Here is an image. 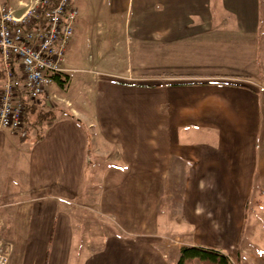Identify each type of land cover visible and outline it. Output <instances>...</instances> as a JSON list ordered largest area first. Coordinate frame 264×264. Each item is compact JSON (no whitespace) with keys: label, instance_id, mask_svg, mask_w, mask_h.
<instances>
[{"label":"crops","instance_id":"0c3cea01","mask_svg":"<svg viewBox=\"0 0 264 264\" xmlns=\"http://www.w3.org/2000/svg\"><path fill=\"white\" fill-rule=\"evenodd\" d=\"M92 3L74 6L70 50L94 52L88 72L118 66L92 78L91 118L53 83L42 99L63 112L40 140L0 127V176L17 181L0 192L8 264H175L192 246L264 264V0Z\"/></svg>","mask_w":264,"mask_h":264},{"label":"built area","instance_id":"2783aa9c","mask_svg":"<svg viewBox=\"0 0 264 264\" xmlns=\"http://www.w3.org/2000/svg\"><path fill=\"white\" fill-rule=\"evenodd\" d=\"M72 1L39 0L20 17L0 9L1 128L19 131L24 103L38 100L54 83L52 76L64 73L65 52L77 17ZM10 254L11 244L0 238V264H8Z\"/></svg>","mask_w":264,"mask_h":264},{"label":"rangeland","instance_id":"374dc122","mask_svg":"<svg viewBox=\"0 0 264 264\" xmlns=\"http://www.w3.org/2000/svg\"><path fill=\"white\" fill-rule=\"evenodd\" d=\"M72 2H73V5L75 4L74 6H76V8L79 10L80 7L85 6L86 0H73ZM212 2L214 3V0H212ZM106 4H107V0H93V3L90 6L107 7L108 5H106ZM102 20L103 19H101V21ZM93 38L96 40L100 39V37H98V36H96V37L93 36ZM70 45L71 44L69 43L67 48H66V52H65V60L66 61L65 62H66V66L69 67V69H72V71L68 72L71 79H70V77H68V80H67L64 88H59L56 84H53V85H55V88L57 90V94L59 95L60 98L68 100L72 104V107L76 111H78V113L81 114L82 117H84L85 119L91 118L93 104H95V103L99 104L103 100V97H101L99 100H96V102L93 100V97H95V91H94V87L92 86L91 80L94 77L101 76L105 72L112 71L113 66L114 65L118 66V63L111 66L110 63H108V62L107 63L104 62L101 64L100 62L97 61L96 63L94 62V65L96 68L93 70V72L92 73L88 72L90 69V64H91L88 61V57L90 55L95 56L94 52H92L88 48V46L85 45V46H82L80 48V52H76L77 53L76 54L75 53L76 50L75 51L70 50ZM100 50L103 52H107V51H109V48L102 47ZM132 59H133V61L135 60L134 58H132ZM106 65H107V67L109 66V69L108 70L102 69V68H105ZM66 72L64 71L63 75L67 76V74H65ZM43 95L38 100L35 101L39 105V107L40 106H43V107L56 106V105H54L53 102L48 101L46 98L42 99V98H44ZM152 113H154L153 110H152ZM93 131H94V129H90L89 133H92ZM25 132L27 133V135H29V129H24V133ZM23 135H25V134H23ZM149 177H151V176H149ZM0 178H1L0 179V192H4V193H7L5 191V189L8 188L9 184H14L15 182H17V181H15V178L12 174H9V175L6 174L4 176L1 175ZM135 182H137V181H135ZM16 184H19V183H16ZM18 186H20V185H18ZM11 189L13 190L12 193H14V192L16 194L19 193L18 190L17 191L14 190V186H12V185H11ZM121 193H122V191H121ZM130 193H131V196H133L134 198H137L136 200H138V195H139L138 191H135V193L133 191H131ZM3 201H5V200H3ZM115 216H116L117 221L115 224H113V223L112 224L116 226L114 229L117 232H118V228L120 227L119 225H121L122 227L125 226L129 229L132 228L134 230H138L139 223L120 222L121 217L119 215H115ZM246 221L247 222L245 223L244 232L249 230V225H250L248 218ZM260 221H261V223H264V215L260 218ZM112 224L109 223V224H105V225L111 229Z\"/></svg>","mask_w":264,"mask_h":264},{"label":"trees","instance_id":"16d2710c","mask_svg":"<svg viewBox=\"0 0 264 264\" xmlns=\"http://www.w3.org/2000/svg\"><path fill=\"white\" fill-rule=\"evenodd\" d=\"M56 2L57 0H53ZM2 73V79H3ZM54 83L60 87L64 88L68 76L63 74H55L52 76ZM63 110L56 107H43L36 102H25L23 110V123L25 126L37 130V135L35 140H40L42 138L43 126L52 123L59 113ZM69 117H72L68 114ZM23 124V125H24ZM23 127V126H22ZM38 129L40 131H38ZM175 264H232L229 257L217 250L211 248H202L197 246L192 247H182L179 250L178 257Z\"/></svg>","mask_w":264,"mask_h":264}]
</instances>
